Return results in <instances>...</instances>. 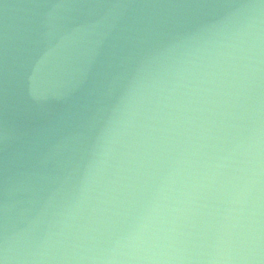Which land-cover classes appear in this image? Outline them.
Returning a JSON list of instances; mask_svg holds the SVG:
<instances>
[{
  "label": "water",
  "instance_id": "1",
  "mask_svg": "<svg viewBox=\"0 0 264 264\" xmlns=\"http://www.w3.org/2000/svg\"><path fill=\"white\" fill-rule=\"evenodd\" d=\"M0 264H264V0H0Z\"/></svg>",
  "mask_w": 264,
  "mask_h": 264
}]
</instances>
